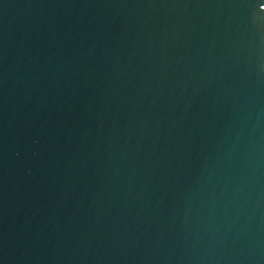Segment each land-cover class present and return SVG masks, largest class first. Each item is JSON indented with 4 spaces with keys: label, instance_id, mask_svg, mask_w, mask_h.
<instances>
[{
    "label": "water",
    "instance_id": "1",
    "mask_svg": "<svg viewBox=\"0 0 264 264\" xmlns=\"http://www.w3.org/2000/svg\"><path fill=\"white\" fill-rule=\"evenodd\" d=\"M0 264H264V0H0Z\"/></svg>",
    "mask_w": 264,
    "mask_h": 264
}]
</instances>
